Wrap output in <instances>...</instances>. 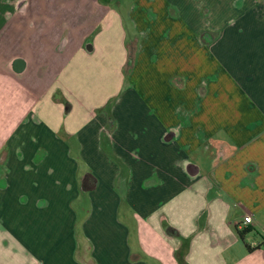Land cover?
Wrapping results in <instances>:
<instances>
[{"label":"crops","instance_id":"0c3cea01","mask_svg":"<svg viewBox=\"0 0 264 264\" xmlns=\"http://www.w3.org/2000/svg\"><path fill=\"white\" fill-rule=\"evenodd\" d=\"M119 5L0 0V264H264V0Z\"/></svg>","mask_w":264,"mask_h":264},{"label":"rangeland","instance_id":"374dc122","mask_svg":"<svg viewBox=\"0 0 264 264\" xmlns=\"http://www.w3.org/2000/svg\"><path fill=\"white\" fill-rule=\"evenodd\" d=\"M120 1V5L117 7V9L118 10H120V13H121V16H122V27L124 28V30H126L127 31V33L128 34H130L131 32H133V30H135V27H134V25L132 24V21H131V19L130 18H128V16H127V9H128V4L130 3V0H119ZM173 15V14H172ZM208 18H209V16H204V19H206V21L208 20ZM149 19V21H151V23L152 22H154V20L155 19H152V18H148ZM206 21H202V22H204V23H206ZM185 26H184V31H185V33L188 31V27H187V25L185 24V23H183ZM188 25H190V22L188 21V23H187ZM156 25H158V24H154V25H151V29H152V27L153 26H156ZM157 27V26H156ZM183 26L181 25L180 26V28H182ZM140 27H138V28H136V29H139ZM147 32V31H146ZM206 33H204V34H201V38L203 39V36L205 35ZM185 40H190V38L189 37H186V35H185V38H184ZM205 44H207V43H205ZM127 67H128V65H127ZM126 70V69H125ZM128 73L129 72H127V73H125V74H127L128 75Z\"/></svg>","mask_w":264,"mask_h":264},{"label":"trees","instance_id":"16d2710c","mask_svg":"<svg viewBox=\"0 0 264 264\" xmlns=\"http://www.w3.org/2000/svg\"><path fill=\"white\" fill-rule=\"evenodd\" d=\"M170 232L172 233L173 230L170 229ZM238 234H239V236H240L241 238H243L244 235L246 234V231H238ZM247 250H248L249 252H252V248H251L250 246H248V245H247Z\"/></svg>","mask_w":264,"mask_h":264},{"label":"built area","instance_id":"2783aa9c","mask_svg":"<svg viewBox=\"0 0 264 264\" xmlns=\"http://www.w3.org/2000/svg\"><path fill=\"white\" fill-rule=\"evenodd\" d=\"M252 222V217L251 216H247V217H245V219H244V224L245 225H248V224H250Z\"/></svg>","mask_w":264,"mask_h":264}]
</instances>
